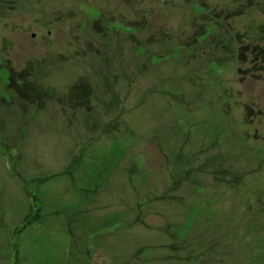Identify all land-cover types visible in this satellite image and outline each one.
<instances>
[{
  "label": "rangeland",
  "instance_id": "rangeland-1",
  "mask_svg": "<svg viewBox=\"0 0 264 264\" xmlns=\"http://www.w3.org/2000/svg\"><path fill=\"white\" fill-rule=\"evenodd\" d=\"M246 45L264 0H0V264H264Z\"/></svg>",
  "mask_w": 264,
  "mask_h": 264
},
{
  "label": "trees",
  "instance_id": "trees-1",
  "mask_svg": "<svg viewBox=\"0 0 264 264\" xmlns=\"http://www.w3.org/2000/svg\"><path fill=\"white\" fill-rule=\"evenodd\" d=\"M250 46L251 45L241 46L236 56L237 60H236L235 71L238 74L250 75L253 69L257 70L258 68H261L259 69L258 73L264 75V47L255 46L252 49V54H249L248 51L251 48ZM227 65L229 66V64ZM244 66H248V67L251 66V67L248 68L246 71H244L245 70L243 69ZM23 75H20V77H23ZM252 77H255V75ZM260 79L264 80L263 78H261V76ZM11 82L13 83L15 82V80L12 79ZM27 221H29V219H27ZM32 223H34V221L30 220L29 225Z\"/></svg>",
  "mask_w": 264,
  "mask_h": 264
},
{
  "label": "crops",
  "instance_id": "crops-1",
  "mask_svg": "<svg viewBox=\"0 0 264 264\" xmlns=\"http://www.w3.org/2000/svg\"><path fill=\"white\" fill-rule=\"evenodd\" d=\"M7 262H12V261H10V259H8Z\"/></svg>",
  "mask_w": 264,
  "mask_h": 264
}]
</instances>
